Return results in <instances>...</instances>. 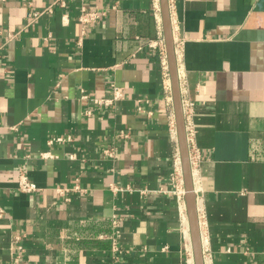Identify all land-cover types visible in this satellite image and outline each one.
Returning a JSON list of instances; mask_svg holds the SVG:
<instances>
[{"label": "crops", "instance_id": "0c3cea01", "mask_svg": "<svg viewBox=\"0 0 264 264\" xmlns=\"http://www.w3.org/2000/svg\"><path fill=\"white\" fill-rule=\"evenodd\" d=\"M54 1L0 0V264H194L189 220L160 192L177 144L149 45L157 0H71L34 18ZM169 4L194 103L205 264H264V0ZM84 5L106 12L85 33ZM113 84L124 98L112 106L82 98ZM22 173L36 191H20ZM90 223L111 231L84 233Z\"/></svg>", "mask_w": 264, "mask_h": 264}, {"label": "built area", "instance_id": "2783aa9c", "mask_svg": "<svg viewBox=\"0 0 264 264\" xmlns=\"http://www.w3.org/2000/svg\"><path fill=\"white\" fill-rule=\"evenodd\" d=\"M71 0H55L53 4L50 6L36 11L34 13V18H38L42 15L46 14H53L55 11V7L59 6L61 8H66L68 6V2ZM155 10L157 12V18L158 23L160 27V35L157 41L151 42L149 45L152 48H156L159 51L161 65H162V80H163V87L165 92L167 93V104L169 107L172 108L171 113V131L173 135V139L175 140L177 144V149L174 154L173 158V168L168 176V183L164 186H162L160 192L163 194H170L174 196L178 202L179 210L181 218L185 221L188 220L187 215V203H186V188H185V179H184V172H183V166H182V159H181V153L180 148L178 146V133H177V124H176V117L174 112V102H173V90H172V80H171V74H170V68H169V61H168V55H167V49L165 44V37L163 33V22H162V14H161V6L159 0H157V4L155 6ZM106 17V12L99 10L98 8H90L87 5L82 6L78 20L81 23L83 27V32L85 33L89 27L98 25L101 20ZM183 41L177 40L175 42V52L177 61L180 56V52L182 50ZM179 72V76H180ZM83 99H91L95 104H98L100 106H112L116 102L122 100L124 98V89L121 86H118L117 84H113V93L111 97L108 98H91L88 94L82 95ZM182 104H183V114L185 119V126H186V134H187V141L189 145L190 150V163H191V169H192V176H193V184L196 192V173L200 166L201 162V156L200 151L196 147L195 144V134H196V128L194 125V103L190 99H184L182 98ZM126 136V135H125ZM66 139L64 137H57L52 140H50V143L53 142H64ZM107 154L110 156H113L112 150H107ZM44 158L50 157L48 153L43 154ZM19 189L21 192L24 193H32L37 190L36 185L29 179L26 173H22L19 177ZM116 189V188H115ZM71 189H58L57 192L64 197L67 201H69L68 193ZM79 186H76L74 188V191H78ZM113 224L117 225V220H113ZM199 225L201 227V221L199 220ZM201 231V228H200ZM185 234V246L186 250L190 253L192 259H193V251H192V242H191V235H190V229L188 228ZM103 238V236H102ZM112 240L113 249L115 251H118L119 247L117 244L116 236L113 234L109 237ZM202 239V234H201ZM204 243V240H202ZM203 246V256L204 261L211 260V253L207 249H204Z\"/></svg>", "mask_w": 264, "mask_h": 264}, {"label": "water", "instance_id": "95a60500", "mask_svg": "<svg viewBox=\"0 0 264 264\" xmlns=\"http://www.w3.org/2000/svg\"><path fill=\"white\" fill-rule=\"evenodd\" d=\"M163 32L167 49L169 68L172 80L173 102L177 124L178 142L182 159V166L186 188L187 215L190 226V235L194 264H205L203 246L199 225V214L195 188L193 184L192 169L190 163V150L187 141L185 119L183 114L182 94L179 80L178 61L175 52V40L171 20L169 0H160Z\"/></svg>", "mask_w": 264, "mask_h": 264}, {"label": "trees", "instance_id": "16d2710c", "mask_svg": "<svg viewBox=\"0 0 264 264\" xmlns=\"http://www.w3.org/2000/svg\"><path fill=\"white\" fill-rule=\"evenodd\" d=\"M80 229L85 233L93 232L95 234H98L100 232H110L111 228L110 226L103 225V223H90L87 225H81Z\"/></svg>", "mask_w": 264, "mask_h": 264}]
</instances>
